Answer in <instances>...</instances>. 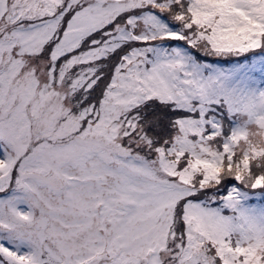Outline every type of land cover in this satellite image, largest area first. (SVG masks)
Wrapping results in <instances>:
<instances>
[{
	"label": "snow or ice",
	"instance_id": "obj_1",
	"mask_svg": "<svg viewBox=\"0 0 264 264\" xmlns=\"http://www.w3.org/2000/svg\"><path fill=\"white\" fill-rule=\"evenodd\" d=\"M0 264H264V0H0Z\"/></svg>",
	"mask_w": 264,
	"mask_h": 264
}]
</instances>
